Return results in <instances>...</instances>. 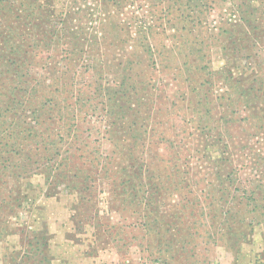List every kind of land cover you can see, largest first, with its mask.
Returning a JSON list of instances; mask_svg holds the SVG:
<instances>
[{"label":"rangeland","instance_id":"1","mask_svg":"<svg viewBox=\"0 0 264 264\" xmlns=\"http://www.w3.org/2000/svg\"><path fill=\"white\" fill-rule=\"evenodd\" d=\"M0 264H264V0H0Z\"/></svg>","mask_w":264,"mask_h":264},{"label":"trees","instance_id":"2","mask_svg":"<svg viewBox=\"0 0 264 264\" xmlns=\"http://www.w3.org/2000/svg\"><path fill=\"white\" fill-rule=\"evenodd\" d=\"M102 19H106L105 17L104 18H102ZM101 22L103 23V22H105V20L103 21V20H101ZM108 25H112V26H114V23L112 22V20H110L109 22H108ZM147 29H148V31H147ZM150 28H148V26H144V30H145V37H143L144 39H142V40H140V43H141V45L144 47L145 45H146V51L149 53V54H154L155 53V47L153 46V44L151 43V40H152V36H153V34H151V30H149ZM154 37V36H153ZM147 43V44H146ZM13 64L14 63H19L18 61H14L13 60V62H12ZM42 116H41V114L39 113V112H37V114L34 116V118H33V122L35 123V126H39V125H41V123H42ZM27 130H28V132H25V135L27 136V137H31V138H35V135H36V132H34V130H35V128H34V126H30V127H28L27 128ZM46 133V132H45ZM50 136L51 135H48L47 137L44 135V134H41V135H39V137H40V141L41 142H39V143H43L44 142V144H49V143H51L49 140H50ZM36 137H38V135H36ZM63 140V139H62ZM59 141L56 137H54L53 138V141H52V143H53V146H55L56 147V149L54 150L55 151V153H59L60 152V149L58 148L59 146H58V144H62L63 143V141ZM52 146V147H53ZM9 152H11L12 150L10 149V150H8ZM64 151H67L68 153H70V148L68 149V150H64ZM61 155V154H60ZM65 157H68L67 155L65 156Z\"/></svg>","mask_w":264,"mask_h":264}]
</instances>
